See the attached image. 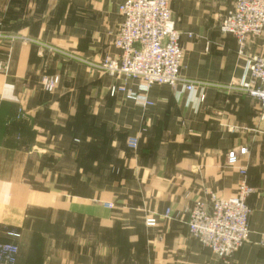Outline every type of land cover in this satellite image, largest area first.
<instances>
[{
	"label": "crops",
	"instance_id": "1",
	"mask_svg": "<svg viewBox=\"0 0 264 264\" xmlns=\"http://www.w3.org/2000/svg\"><path fill=\"white\" fill-rule=\"evenodd\" d=\"M124 1L0 0V242L17 245L15 264H264V119L229 89L250 79L264 36L238 53L218 27L236 0H171L193 88L153 85L142 107L127 96L138 81L98 68L118 56ZM45 75L58 77L51 92ZM238 168L254 189L250 233L221 260L190 237L186 209L235 195Z\"/></svg>",
	"mask_w": 264,
	"mask_h": 264
},
{
	"label": "built area",
	"instance_id": "2",
	"mask_svg": "<svg viewBox=\"0 0 264 264\" xmlns=\"http://www.w3.org/2000/svg\"><path fill=\"white\" fill-rule=\"evenodd\" d=\"M171 0H125L118 6L121 21L116 29L113 44L119 51L116 58L105 57L100 67L110 76L136 80L137 93H128V98L142 107L152 106L146 92L153 85L171 88L183 84L187 91L193 82L180 77L182 48L180 35L171 19ZM219 31L232 35L242 53L247 41L264 36V0H236L219 23ZM190 37V36H189ZM5 65L0 61V72ZM250 79H241L236 85L240 92L259 105V118L264 119V54L251 58L247 65ZM58 83L53 76L48 83L51 91ZM122 88L111 87L110 96L123 92ZM138 140H126L129 149L135 150ZM245 148L228 151L227 166L235 167ZM241 181L235 195L228 198L209 196L196 200L186 209L187 230L191 238L221 260H226L248 241L250 207L247 199L254 189L247 183V171L239 168ZM112 208V204L105 203ZM166 209L164 218L171 217ZM147 227H156V217L145 219ZM18 247L13 243L0 242V264H15Z\"/></svg>",
	"mask_w": 264,
	"mask_h": 264
},
{
	"label": "rangeland",
	"instance_id": "3",
	"mask_svg": "<svg viewBox=\"0 0 264 264\" xmlns=\"http://www.w3.org/2000/svg\"><path fill=\"white\" fill-rule=\"evenodd\" d=\"M170 5H171V3H170ZM119 25V24H118ZM118 27V26H117ZM218 27H219V25H218ZM181 45V44H180ZM0 61L1 62H3L4 63V65H5V61H3V60H1L0 59ZM102 62V61H101ZM101 64V63H100ZM99 69H102L101 67H100V65H99V67H98ZM109 75V74H108ZM53 76H56V75H45V76H43V78L41 79V85H42V87H43V89L46 91V92H51V91H53L54 89H52L51 91L48 89V83H49V81L51 80V78H53ZM109 93H110V90H109ZM115 95V94H114ZM256 103V102H255ZM257 104V103H256ZM258 105V104H257ZM258 109H259V105H258ZM259 111H260V109H259ZM229 167H232V166H229ZM235 167H237V165L235 166ZM234 168V167H233ZM239 169V168H238ZM112 208H113V205H112Z\"/></svg>",
	"mask_w": 264,
	"mask_h": 264
},
{
	"label": "trees",
	"instance_id": "4",
	"mask_svg": "<svg viewBox=\"0 0 264 264\" xmlns=\"http://www.w3.org/2000/svg\"><path fill=\"white\" fill-rule=\"evenodd\" d=\"M127 146V145H126ZM128 148V147H127Z\"/></svg>",
	"mask_w": 264,
	"mask_h": 264
}]
</instances>
